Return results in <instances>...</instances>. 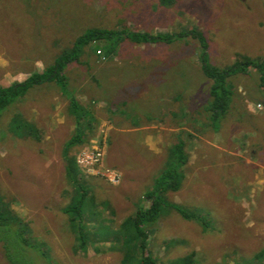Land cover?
Listing matches in <instances>:
<instances>
[{"label":"rangeland","instance_id":"374dc122","mask_svg":"<svg viewBox=\"0 0 264 264\" xmlns=\"http://www.w3.org/2000/svg\"><path fill=\"white\" fill-rule=\"evenodd\" d=\"M170 1L0 0V87L44 71L92 28L197 30L206 40L208 64L220 69L242 56L264 59V0ZM201 48L192 34L172 44L93 43L63 73L70 99L81 109L56 84L45 83L2 111L0 196L57 264L121 260L109 242L99 243L96 254L90 247L85 256L72 253L75 238L62 209L75 190L65 178L63 148L77 124L84 143L72 147L71 155L87 207L95 211L85 222L120 229L150 203L145 193L165 168L171 147L180 143L186 177L165 198L201 221L166 207L147 229L156 264H174L191 253L195 264H250L264 248V176L254 178L242 167L245 159L264 158V72L249 68L229 76L232 103L225 116L211 121L206 107L212 82L201 70ZM18 118L36 135L12 134ZM218 162L225 174L214 178ZM0 264H6L1 250Z\"/></svg>","mask_w":264,"mask_h":264},{"label":"trees","instance_id":"16d2710c","mask_svg":"<svg viewBox=\"0 0 264 264\" xmlns=\"http://www.w3.org/2000/svg\"><path fill=\"white\" fill-rule=\"evenodd\" d=\"M160 1L163 5H168L171 2L170 0ZM127 32L126 30L88 29L76 38L68 52L58 57L44 71L30 74L22 82H14L7 87H0V115L10 105L26 96L32 88L45 83H54L60 87L62 95L70 100L73 107L78 108L74 97L72 96V100L70 99L67 91V78L63 73L68 64L78 61L80 50L93 43L126 39L134 45L172 44L192 34L202 47L200 58L202 73L212 82L208 92L210 100L206 107L211 121L225 116L230 108L232 91L227 84L229 76L244 74L249 68H256L264 72V59L258 60L246 56H242L230 67L220 69L210 66L206 56V40L197 30L191 31V33L185 31L174 34ZM108 52L111 53L109 50ZM10 129V132L15 133L19 138L31 133L36 135L35 129L19 118L13 121ZM83 136L84 130L80 124H77L74 135L63 148L65 178L69 186L75 190V196L62 209L75 238L72 253L76 256H85L90 247L96 254L101 252V248L98 247L99 243L109 242L111 249L114 252L118 251L121 255L119 264H156L155 258L152 257L148 248L147 229L156 224L166 207L176 210L184 219L201 221L200 217L191 215L190 212L171 204L165 198L166 193L179 191L185 178L183 167L186 164V155L183 152V144L178 143L171 147L165 168L154 180L153 189L145 193V198L150 203L137 208L133 217L123 221L120 229L111 231L99 221L91 224L85 222L86 215L95 217V211L87 207L86 189L83 182L79 180L76 159L71 155L72 147L84 143ZM3 199L4 197L0 196V250L6 264H57L49 255L48 249H44L46 244L32 240L30 224L9 210L8 204L4 203ZM194 256V253H191L178 259L174 264H195ZM251 261L250 264H264V248L256 253Z\"/></svg>","mask_w":264,"mask_h":264},{"label":"crops","instance_id":"0c3cea01","mask_svg":"<svg viewBox=\"0 0 264 264\" xmlns=\"http://www.w3.org/2000/svg\"><path fill=\"white\" fill-rule=\"evenodd\" d=\"M232 141H235V139L233 137H229L228 138V142L231 143ZM147 142L152 143L150 140L149 141H145V143H147ZM250 142H252V139L251 138H249V143ZM231 144H229L228 149L231 147ZM253 148L254 149H257L256 147H253ZM228 154L229 155H232L233 153L232 152H228ZM252 155H253L254 158L256 157L254 154H252ZM255 159L258 162L254 163L253 161H251V159H245V161H243V164H242L243 169L245 170V172H248L247 175H249V174L252 173L254 175V178L255 177L257 178L258 176H264V169H263L264 168V158L263 159H258L256 157ZM259 163H260V167L257 168L256 166ZM235 168H237V165H235ZM211 172H212L214 178H219L221 174H225L224 172L221 173V170H220V162H218V164L216 165V167L215 166L213 167V169L211 170ZM184 176L186 177L185 174H184ZM262 183H264V180H263ZM247 185H253V186H255V183L254 182L253 183L251 182L250 184H247Z\"/></svg>","mask_w":264,"mask_h":264},{"label":"built area","instance_id":"2783aa9c","mask_svg":"<svg viewBox=\"0 0 264 264\" xmlns=\"http://www.w3.org/2000/svg\"><path fill=\"white\" fill-rule=\"evenodd\" d=\"M95 158H99V154H97V156ZM97 161V159H95ZM79 163V161H77Z\"/></svg>","mask_w":264,"mask_h":264}]
</instances>
